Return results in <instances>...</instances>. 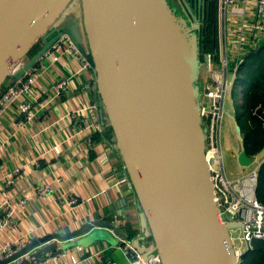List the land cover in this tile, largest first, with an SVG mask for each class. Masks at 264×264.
Here are the masks:
<instances>
[{
	"label": "water",
	"instance_id": "1",
	"mask_svg": "<svg viewBox=\"0 0 264 264\" xmlns=\"http://www.w3.org/2000/svg\"><path fill=\"white\" fill-rule=\"evenodd\" d=\"M184 27L165 0H0V92L68 34L93 61L103 131L112 129L125 162L145 223L142 240L153 239L150 248L138 246L157 252V264H241L231 235L239 223L220 217L205 153L199 25L191 38ZM228 108L235 114L233 99ZM237 159L247 167L256 156L243 147ZM89 226L33 239L0 264L30 249L38 259L52 249L62 254L66 246L51 240ZM251 244L264 249V237Z\"/></svg>",
	"mask_w": 264,
	"mask_h": 264
},
{
	"label": "crops",
	"instance_id": "2",
	"mask_svg": "<svg viewBox=\"0 0 264 264\" xmlns=\"http://www.w3.org/2000/svg\"><path fill=\"white\" fill-rule=\"evenodd\" d=\"M256 1L239 0L236 8L240 14L224 13L221 8L218 12L214 37L219 52L225 47L231 64L247 53L255 39L252 21ZM82 41L85 43L84 38ZM43 63L45 71L33 94L24 97L31 103L33 117L24 118L15 103L0 118V180L5 184L4 179L20 169L13 176L14 182L5 185L16 197L33 193L46 181L53 189L42 197L33 195L21 207L19 225L8 236L25 232L34 239L56 234L66 237L93 225L88 232L68 240H51L66 246L64 252L56 255L52 249L36 264H127L122 238L135 239L146 248L153 246V239L149 235L142 240L145 223L131 181L130 186L122 181L129 175L112 129L108 127L104 132L92 128L89 106L99 104L95 71L81 69V58L73 54ZM67 77L69 85L61 90L58 84ZM233 101L236 105V97ZM227 115L232 116L230 121L235 122L240 136L236 117ZM240 143L237 152L244 147V141ZM242 172L240 167L228 174L237 177ZM55 176L62 177V181L57 184ZM73 196L77 201L70 203ZM114 213L123 218L122 224L112 221ZM105 223L115 225L117 230Z\"/></svg>",
	"mask_w": 264,
	"mask_h": 264
},
{
	"label": "built area",
	"instance_id": "3",
	"mask_svg": "<svg viewBox=\"0 0 264 264\" xmlns=\"http://www.w3.org/2000/svg\"><path fill=\"white\" fill-rule=\"evenodd\" d=\"M239 0H220L222 12H230L231 14H240L236 4ZM254 30L253 42L249 45L247 53L251 49H255L264 41V0H257L255 7V16L252 21ZM40 45V43H38ZM37 46V45H36ZM246 53V54H247ZM33 54V53H32ZM32 54H28L19 60L13 72L23 67ZM64 54H73L79 56L83 62L81 69H94L92 59L86 55L68 35L58 39L49 50L40 58L36 64L30 67L25 74L17 79L14 84L7 82L3 90L0 92V118L3 114L11 109L15 103L19 106V112L24 118L31 119V103L24 97L33 94V88L38 82L39 77L45 71L44 60H59ZM244 54L238 57L234 64L230 63L225 47L223 52H218V56L214 52L205 54L207 74L202 80L204 83V94L206 100L203 99L201 90V119L205 129V153L210 164L212 177L215 188V200L220 207V217L222 221H231L239 223L238 226L231 229L232 240L235 251L239 260L242 261V254L252 249V239L254 237H264V203L257 197L256 189L258 184V174L261 164L264 162L262 158L258 163L250 169L242 172L237 177H231L226 171L224 163V154L222 146V134L225 116L228 112L227 101L230 95L236 92L238 87L241 92L239 102L242 100L244 86L240 82L242 73L240 67L245 62L247 56ZM80 69V70H81ZM12 72V73H13ZM69 77L60 80L58 87L64 90L69 85ZM200 81V88L202 84ZM60 92V90H59ZM235 97V95H233ZM232 96V97H233ZM231 99H234V97ZM92 110V128L94 131H102V121L99 114L97 104L90 105ZM255 111H260V116L264 121V107L257 105ZM78 110L76 111V114ZM256 158L258 154L255 155ZM39 165V162H36ZM20 169H16L10 173L4 180L3 184L0 180V262L12 257L28 243L34 239L32 234L22 232L16 237H9L8 234L12 230H16L19 221V211L23 205L28 203L33 195L44 196L45 193L53 189L51 182L46 181L36 188L33 193L16 197L14 193H10L6 186H10L14 180L13 176L18 174ZM54 181L58 184L62 181V177L55 176ZM122 181L130 184V178L124 176ZM132 186V185H131ZM70 203L77 201L76 197L69 199ZM112 221L122 224L123 218L119 214L114 213ZM122 246L128 256L127 264H157L160 263V255L157 252L150 254L146 250L140 248L135 239L122 238ZM40 259L34 255V250L30 249L19 256L11 259L3 264H36ZM109 264H117L110 262Z\"/></svg>",
	"mask_w": 264,
	"mask_h": 264
},
{
	"label": "trees",
	"instance_id": "4",
	"mask_svg": "<svg viewBox=\"0 0 264 264\" xmlns=\"http://www.w3.org/2000/svg\"><path fill=\"white\" fill-rule=\"evenodd\" d=\"M199 35L201 57H204L206 52L218 48L211 24L202 34L199 31ZM38 48L39 44L35 46L32 53ZM246 56L245 62L240 67L242 73L240 82L244 90L242 100L236 107V120L243 133L245 149L250 155H256L264 148V121L260 111H255L259 104L264 107V41L259 47L251 49ZM256 194L264 203V162L259 169ZM241 264H264V249L248 250L242 257Z\"/></svg>",
	"mask_w": 264,
	"mask_h": 264
},
{
	"label": "rangeland",
	"instance_id": "5",
	"mask_svg": "<svg viewBox=\"0 0 264 264\" xmlns=\"http://www.w3.org/2000/svg\"><path fill=\"white\" fill-rule=\"evenodd\" d=\"M219 1V7H220V0ZM168 8L170 9V11L173 13V15L175 16L176 20L184 25V31L186 33L189 34V38H191L193 36V34L195 35V31L196 29L193 27V19L191 16H189V12L186 8V6L184 4H182V2L180 0H165ZM221 8V7H220ZM197 34V32H196ZM217 44L219 47V43L217 40ZM208 52H214L215 54H217L218 56V48L214 51H208ZM206 52V54L208 53ZM201 57V56H200ZM202 59L205 58V54L204 57H201ZM207 74V68H206V64L202 65V74H201V78L202 80L205 78ZM201 90L203 91L202 96L204 94V83L203 81H201ZM234 95V93L232 95L229 96L228 101H227V109H228V113L235 116L236 117V107L237 104L239 103V96L241 95V90L237 87L236 92H235V97H236V105H235V114L231 113V111L228 108V104L229 101L231 100L230 97H232ZM233 98V97H232ZM203 99L206 100L205 95L203 96ZM230 119L232 120V116L229 117V115L226 114L225 116V120H224V125H223V134H222V146H223V154H224V163H225V168L226 171H228L227 173H229L230 171H235L237 172V170H240V167L242 169V171H246L248 169H250L251 167H253L255 164L254 163H258L262 158H264V148L261 152L258 153L257 158L255 159L256 161L251 164L250 166H242L239 164L238 159H237V150L240 147L242 140H244L243 138V133L242 130L240 128V136H239V132L237 129V126L235 124L234 121H230ZM239 126V125H238ZM235 244V242L233 243Z\"/></svg>",
	"mask_w": 264,
	"mask_h": 264
},
{
	"label": "flooded vegetation",
	"instance_id": "6",
	"mask_svg": "<svg viewBox=\"0 0 264 264\" xmlns=\"http://www.w3.org/2000/svg\"><path fill=\"white\" fill-rule=\"evenodd\" d=\"M184 4L189 12V16L192 17L193 23L199 25L198 31L204 32V30L210 26L212 27L213 34L215 31L216 22L218 20V12L220 11L218 0H206L210 1V7L204 6L203 0H187L189 2L192 11L187 7L185 0H180ZM196 16V18H194Z\"/></svg>",
	"mask_w": 264,
	"mask_h": 264
},
{
	"label": "bare ground",
	"instance_id": "7",
	"mask_svg": "<svg viewBox=\"0 0 264 264\" xmlns=\"http://www.w3.org/2000/svg\"><path fill=\"white\" fill-rule=\"evenodd\" d=\"M74 9V6L70 8V11H72ZM239 127V126H238ZM240 130V127H239ZM254 163V162H253ZM247 252V251H246ZM241 260V259H240Z\"/></svg>",
	"mask_w": 264,
	"mask_h": 264
}]
</instances>
